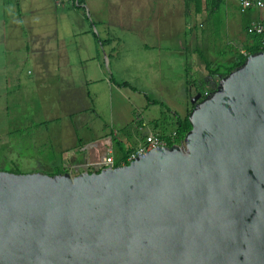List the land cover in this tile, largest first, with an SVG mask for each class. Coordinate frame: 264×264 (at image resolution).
<instances>
[{
	"label": "water",
	"instance_id": "1",
	"mask_svg": "<svg viewBox=\"0 0 264 264\" xmlns=\"http://www.w3.org/2000/svg\"><path fill=\"white\" fill-rule=\"evenodd\" d=\"M191 104L127 164L0 170V264H264V50Z\"/></svg>",
	"mask_w": 264,
	"mask_h": 264
},
{
	"label": "rangeland",
	"instance_id": "2",
	"mask_svg": "<svg viewBox=\"0 0 264 264\" xmlns=\"http://www.w3.org/2000/svg\"><path fill=\"white\" fill-rule=\"evenodd\" d=\"M161 2L100 0L104 9L87 12L71 0H0V170L83 171L59 162L70 125L79 135L114 133L120 148L114 163L145 132L137 129V115L154 133L171 132L201 82H209L204 68L241 48L252 14L236 6L197 15L189 0L192 16L185 18L157 9ZM70 27L88 29L91 34L77 40L87 37L91 45L75 49ZM67 59L73 74L62 79L58 65ZM91 68L93 80L81 85ZM189 81L196 82L191 91Z\"/></svg>",
	"mask_w": 264,
	"mask_h": 264
},
{
	"label": "crops",
	"instance_id": "3",
	"mask_svg": "<svg viewBox=\"0 0 264 264\" xmlns=\"http://www.w3.org/2000/svg\"><path fill=\"white\" fill-rule=\"evenodd\" d=\"M99 2L100 0H71V4L74 3V4H77L78 6L82 5L84 6V9L87 10V12L91 11L90 7H92V9L95 12L100 11L101 8L104 9L105 6L99 5ZM114 3H115V0H114ZM236 6L238 7V4L233 0H221L218 8H222L225 12H227L231 8L236 7ZM155 7L160 10L166 9L168 13L169 11L175 10L178 14H182L185 18L192 16L191 12H187V9H188L187 0H177L175 5L174 3L170 4L168 0H162V2L155 5ZM245 11H247L248 14H252V17L249 18V20L246 22V25L252 21L264 20V8L263 9H251V10H245ZM185 25L186 26L183 29L184 36H186L187 33H190L189 28H187V21ZM89 34L91 33L88 29L81 30V29H76V28L74 29L70 27L69 35L71 37L69 38V41L73 44V47L75 49H77L78 43H79V46H78L79 49H82V48L85 49L89 45H91L90 39L89 38L87 39L86 37L83 39H79L78 41L77 38L80 37V35L85 37V36H88ZM106 42L110 43L109 40H107ZM92 45L95 46V43L92 42ZM87 59H90V58H87ZM91 60H94V59L92 58ZM73 66H75V64L72 63L69 59H67L66 61H61L58 65L59 67L58 72L60 74V77L62 79L70 78L73 74L72 72ZM94 67L98 70V72L101 71V67L99 65L96 64L94 65ZM92 69L93 68H91V71L87 74V76L82 77V80H81L82 82L80 83L81 85H83V80H86L88 82L93 80V78H90L91 77L90 73L92 72ZM204 76H206L209 82L206 84L203 81L202 82L200 81L201 82L200 90L202 88L207 89L210 86V84L217 82L218 79L220 78L218 75H215V76L208 75L207 68H204ZM188 83H189L188 90L191 91L192 90L191 86L192 85L195 86L196 82L193 81V83L190 84L191 81H189V82H186V85ZM184 92L186 93L187 91L184 90ZM191 107H192V104L190 106L186 105L185 113H187V111L190 110ZM137 120L140 122V124H138L137 129L142 130V131L145 130V132L141 136L140 139H138V137L136 136L135 140L132 142V145L129 146L128 149L135 148L138 144H140L143 141L144 135H146L147 133H150V132L153 133V131L149 128V126L146 124V121L143 120V117L141 115L140 116L137 115ZM74 129L75 128L70 125V127H68L66 130L67 132L66 139L69 141V144L67 146H64V148L61 149L62 151L59 154L61 156L59 160L61 165H70L71 167L74 166L76 169H78L83 164L92 162L98 157H102L104 155H111L113 159H115V152L117 149L119 150L120 148H119L118 141L116 142L113 141L114 133L105 131V132H102V134L92 137V136H87L88 134L79 135ZM115 134H117V132ZM61 144H64V142Z\"/></svg>",
	"mask_w": 264,
	"mask_h": 264
},
{
	"label": "trees",
	"instance_id": "4",
	"mask_svg": "<svg viewBox=\"0 0 264 264\" xmlns=\"http://www.w3.org/2000/svg\"><path fill=\"white\" fill-rule=\"evenodd\" d=\"M189 2V0H187ZM194 5H195V13L200 14L203 9L207 11L208 16H212L218 9L219 4L221 0H193ZM74 7L78 6L77 4H72ZM260 50H264V36L263 35H249L247 34V39L244 41V43L241 45L240 49H235L232 53V57L230 59L224 60L223 62L216 64L215 67H212V65H207V74L210 76H215L218 75L219 77H222L226 74H228L231 70L239 66L245 58L252 53L258 52ZM126 84V83H122ZM122 84H119L122 86ZM214 87L212 88H207V89H201L197 91V93H201L202 96H204V93L210 92L212 89L215 88L216 84L213 85ZM206 90V91H205ZM192 108V107H191ZM189 111L183 116H176L174 119V128L171 130L175 132V142H180L182 141L184 135L190 130L191 125L188 121V114ZM169 132V133H171ZM154 133V132H153ZM158 136L164 138L167 136V134H160V133H155ZM145 137V135H144ZM143 137V140H144ZM171 142H168V146H171ZM134 148L128 149L124 151L118 161L114 163L115 166L118 165H124L127 164L128 161H126V155L132 151ZM11 172L13 173H23L20 172L19 170H12ZM54 173L52 174H58V173H64L67 172L64 167H61L59 169H56L53 171ZM91 172V171H88ZM98 172V171H97Z\"/></svg>",
	"mask_w": 264,
	"mask_h": 264
},
{
	"label": "built area",
	"instance_id": "5",
	"mask_svg": "<svg viewBox=\"0 0 264 264\" xmlns=\"http://www.w3.org/2000/svg\"><path fill=\"white\" fill-rule=\"evenodd\" d=\"M238 4L239 9L242 11L251 10V9H263L264 8V0H233ZM245 31L249 35H263L264 36V20L252 21L246 25ZM205 95L207 93H204ZM175 132L172 131L168 133L166 137L162 138L155 133H147L144 137V140L138 144L132 151H130L126 155V161L130 162L139 155L146 153L147 151L160 147V146H168V142L170 141L171 145H179L180 142H175ZM84 166V167H83ZM114 159L111 155H104L102 157H98L92 162H88L83 164L80 168L81 170L86 171H100L101 169L107 167H114ZM70 172L76 171L77 169L74 166H70Z\"/></svg>",
	"mask_w": 264,
	"mask_h": 264
}]
</instances>
